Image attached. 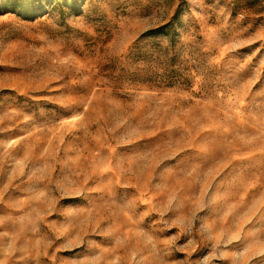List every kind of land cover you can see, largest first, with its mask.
<instances>
[{
  "label": "rangeland",
  "instance_id": "obj_1",
  "mask_svg": "<svg viewBox=\"0 0 264 264\" xmlns=\"http://www.w3.org/2000/svg\"><path fill=\"white\" fill-rule=\"evenodd\" d=\"M0 264H264V0H0Z\"/></svg>",
  "mask_w": 264,
  "mask_h": 264
}]
</instances>
